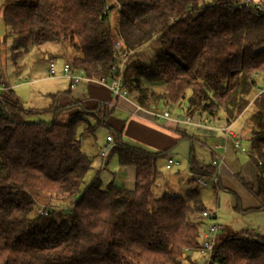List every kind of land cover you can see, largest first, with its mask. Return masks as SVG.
Here are the masks:
<instances>
[{
	"label": "trees",
	"instance_id": "1",
	"mask_svg": "<svg viewBox=\"0 0 264 264\" xmlns=\"http://www.w3.org/2000/svg\"><path fill=\"white\" fill-rule=\"evenodd\" d=\"M232 1L35 0L5 4L2 17L13 35V54L68 42L81 53L71 60L72 68L92 79L119 76L138 105L172 107L189 90L187 109L230 124L249 104L258 80L264 82V13L236 8ZM115 9L112 28L109 13ZM117 39L121 50H131L120 73L113 70ZM147 43L156 47L153 57L131 61ZM68 93L51 94L48 121L33 119L38 112L23 108L13 90L0 94V264H182L184 259L194 264L188 253L199 245L201 213L207 209L196 180L216 176L215 190L227 189L216 166L199 163L191 147L192 187L184 196L170 191L155 196L157 159L165 151L126 143L115 130L117 143L105 159L114 154L120 166L133 167L134 186L111 180L103 187L97 175L81 191L93 158L82 149L76 125L85 121L81 133L92 134L107 126L108 112L101 104L88 109L79 104L80 110L60 123L56 98ZM250 142L255 178L238 177L257 206L241 210L264 211V120ZM51 198L69 201L61 218L53 217L52 204H41L47 214L33 215L38 202ZM208 264H264V235L242 229L217 237Z\"/></svg>",
	"mask_w": 264,
	"mask_h": 264
},
{
	"label": "rangeland",
	"instance_id": "2",
	"mask_svg": "<svg viewBox=\"0 0 264 264\" xmlns=\"http://www.w3.org/2000/svg\"><path fill=\"white\" fill-rule=\"evenodd\" d=\"M18 2L30 4L34 3L35 0H0V76H2V78L6 80H16L19 76H21L20 78H25L21 81H29L32 78L49 76V64L48 60L45 58V54H49L51 58L56 59V69L58 64H61V67L66 63L70 64L73 57L81 55L80 52L74 51L68 42L64 41L46 42L39 46H32L28 50L20 52L18 55L13 54L10 48L13 35L10 28L4 23L2 10L5 4ZM108 3L115 4V0H108ZM117 19L118 10L115 9L109 13V23L112 28L116 27ZM155 52V45H153L152 43H147L138 48V51L134 53L136 55L132 58L131 61L137 58L140 60L149 61L153 57ZM47 83L48 81L44 80L41 82H36L33 85L28 84L20 87L18 89V92L22 102L24 104L26 103L25 101L31 102L33 104L32 106L45 108L50 101L49 98L46 97L45 94H43L45 84ZM258 85L259 88L264 87V82L259 79L257 86ZM189 93L190 91L187 90L185 93V98L180 102V104L167 108L172 112V115L178 114L179 112L181 118H184L186 114L192 113L193 115L194 111H198L195 109H187L186 98ZM255 93L256 90L252 89L249 93L248 99L251 100L252 97H254ZM262 95V98H256V100H252L250 102L253 105L242 116L236 117L237 119L234 122L235 125H232L231 128L233 131L236 132V130L239 131V129L244 128L245 130H247V135H249L252 130L258 129V123L264 120V91ZM156 108L158 111H162L165 107L163 105H160ZM198 114V112H195L194 118H196ZM213 117L218 118L217 116ZM32 118H40L42 120L52 119L50 115H47V112H45V110L41 114L38 113L37 116H34ZM216 121L217 120L211 122L216 123ZM222 124L224 125V123ZM86 125L87 124L85 121H79L76 125V135L78 137L80 136L82 149L93 158V162L92 168L88 170L84 176L83 183L80 186V190L82 191L88 184H90L97 175L99 176L103 187L109 181L114 180L116 184L131 189L134 186V173H132L131 175V172H129L130 170L123 167L121 168L118 164L116 155L112 154L108 157L107 165L105 167L101 165L102 153L100 154L99 150L101 148H104L106 149V151H108L112 147V142H106V136H112L113 133L107 126L99 125L92 134H82L81 132L86 127ZM197 128L202 129L203 127L197 126ZM205 129L207 128L204 127L203 130ZM195 138L198 140L192 142L191 146L193 147L195 158L199 163L208 164L212 161L213 158L212 153L209 152L212 147H210L209 150L207 149V151L206 148H204L200 143L201 137L195 135ZM213 140L214 139L203 141L208 145H212ZM241 143L247 151L251 148V142L249 138L247 139V137H244V139L241 140ZM189 147L190 145L185 143L182 149L179 147L177 149H169L168 151H165L163 154H161V156L157 159V168L160 171V176L157 178L153 187V194L155 196H160L165 191L174 192L178 195L184 196L189 187L192 186V184L190 183L192 173L190 172L188 167ZM218 151L220 150H217V153H219ZM230 151L231 150H229L228 152L230 153ZM222 153L223 152L220 151L219 154L221 155ZM232 153L233 152L231 151L230 158L228 155L227 157H224L225 165H227L228 167L227 170H229L230 168V171L235 174L234 177L236 181L240 183L239 185H241V187H243L248 198L240 196L237 191L227 190L223 188L215 190L213 182L211 180H205V184L198 185L202 202L207 208L216 211L218 221L223 226V229L218 233L217 237H223L228 233L236 232L242 229L254 230L257 233L264 235V211L241 210V207L246 204L248 199L251 200V196L253 195L242 184L239 177L236 176V172L238 171L237 165L240 164L236 160H240L241 162V160H245L244 157L246 156H243L245 154L239 152L235 155ZM171 156L178 162V164L172 165L170 168H166V160ZM177 170H179L178 173H176ZM78 196L79 193L74 198H77ZM237 197H239L241 205H238ZM59 199L51 198L50 201L43 200L41 202H38L33 211V215H37L38 207L41 206V204H52V208L54 210L52 214L53 217L56 219L61 218L64 215L63 213H61V209L64 208V210H66V207L69 206L70 203L69 201L61 202ZM65 214L68 215L67 213ZM188 254L190 256V260L193 261L194 264H208V253H201L199 250L195 249L189 251ZM182 264H189V261L187 259H184L182 261Z\"/></svg>",
	"mask_w": 264,
	"mask_h": 264
},
{
	"label": "crops",
	"instance_id": "3",
	"mask_svg": "<svg viewBox=\"0 0 264 264\" xmlns=\"http://www.w3.org/2000/svg\"><path fill=\"white\" fill-rule=\"evenodd\" d=\"M45 58L48 59L51 57L49 56V54H45ZM61 68H62L61 64H58L57 71L60 72ZM20 77L21 76L17 78L20 80L19 81L17 79L16 80L15 79L6 80L2 78V76H0V84H3L5 87L0 91V94L2 92H6L7 90L11 89L13 90V93L16 95V97L18 98L23 108L27 110H32L38 113H42L45 110V112H47V115H50L51 117H53L52 108L49 109L50 104L53 102V97L51 96V94L57 93V92L69 91L68 94H63L56 98V101H58V103L60 104V108H62V110L59 112V115L57 116V121L60 123L65 122L71 114L78 112L80 110L79 104H81L86 109L93 108L95 107L96 104H101L102 106H105L108 112V115L105 116V124L107 125V127L109 126L111 128L110 131L113 133L111 141H108L107 140L108 135L106 136V142L107 143L112 142V147L117 143V136H116L115 130L120 131V137L122 138L124 142L139 145L145 148L146 150H150V151H168L169 149H172V148L177 149L178 147L182 149L185 143L190 145L189 147V151H190L192 142H194L195 140L196 141L198 140L195 138V135L196 136L198 135L199 137H201V141H200L201 145L204 148H206V150L207 149L209 150L210 147H212V149L209 150V152L211 153H212L211 150L213 149L215 153H217V150H220L223 152L221 154L223 163L216 166L217 176L220 179L221 186L229 190H232V191H237V193L244 198L247 197V194L245 190L243 189V187H241V185H239L240 183L236 181L234 177L235 174L230 171V168L229 170H227L228 167L227 165H225L224 157H227L228 155L230 158L231 151L233 152L232 154L234 155L238 152L245 154L243 155V156H246L244 157L245 160L243 161L241 160V162L240 160L239 161L236 160L237 162L240 163L237 165L238 171L236 172V176L243 178L247 182L252 181L255 178V167L250 159V149H248V151L245 149L244 152L239 151L237 148L233 146L230 138L224 137L223 131L214 130L210 128L203 130L204 127L202 129H199L194 124L183 121L182 120L183 118H181L179 112L178 114L172 115V112L167 109L168 107H165L163 110H168L170 114L167 118H164L162 120L153 119L146 112H139L137 114H133L132 111L134 110V106L131 103L130 99L125 98V97L113 96L110 90L107 88V86L101 83H98L94 80H85V81L78 83L75 87L70 88L69 81L66 78L61 77V76L37 77V78H32L29 81H21V80H24L25 78H20ZM44 80L48 81V83L45 84V89L43 90V94H45L46 97H48L50 100L47 106L45 108L44 107L38 108L37 106L36 107L32 106L33 104L27 101L25 102L28 104L26 103L24 104L19 96L18 89L22 86H25L28 84L33 85L36 82H41ZM262 97L263 95L259 98H262ZM252 100L254 101L256 99L252 97L250 102ZM250 102L247 105V107L244 109V111L241 113V115L239 114L238 116H242L253 105ZM195 112L199 113L196 116V118H194ZM188 114L192 117V121L199 120L211 126L213 125L222 126L223 125L222 123H225L224 120L210 116L206 112L200 111V110L194 111L193 115L192 113H188ZM82 116L83 118H85V120L87 119L88 121L94 122L93 116L89 115L88 113H84L82 114ZM236 119H234L231 122V128H232V125L233 126L235 125L234 122ZM215 120H217L216 123L218 124L211 122ZM233 132L239 138L240 143H241V140L244 139V137L245 138L247 137V139L248 138L250 139L251 137V133L247 135L246 133L247 130H245L244 128L239 129V131L236 130V132L235 131ZM209 139H214L212 145H208L204 142ZM223 142H226L225 150L214 148V145H216V143H223ZM111 148L107 151L106 156L109 154ZM102 149L104 148H101L99 150L100 154L102 153ZM227 150L228 151L231 150L230 153ZM220 151L218 152L220 153ZM101 157H102L101 165L105 167L107 165L108 160L105 159L103 155H101ZM212 157H213V153H212ZM209 163H212V161ZM201 164L205 165L203 163ZM120 167L122 168V166ZM123 168H127L128 170H130L129 172H131L130 173L131 175L132 173H134L133 167L125 166ZM178 172L179 170L176 171V173ZM191 187L192 186H190L189 189ZM256 206H257V201L255 200L253 196H251V200L248 199L246 204L243 205L242 208L246 209V208H252Z\"/></svg>",
	"mask_w": 264,
	"mask_h": 264
},
{
	"label": "built area",
	"instance_id": "4",
	"mask_svg": "<svg viewBox=\"0 0 264 264\" xmlns=\"http://www.w3.org/2000/svg\"><path fill=\"white\" fill-rule=\"evenodd\" d=\"M231 5H233L236 8H247L253 12L258 13H264V4L259 3L256 0H233ZM122 46V40L117 39L113 43L114 51H113V58L118 61V68L116 65H114L113 70L120 73L123 69L124 62L127 59L128 55L131 53V50L123 51L121 50ZM48 64H49V76L56 77L61 76L66 78L69 81L70 88L75 87L78 83L85 81V80H94L98 83H101L110 90L111 94L115 97H125L130 99L131 103L134 106V110L132 111L133 114H137L139 112H146L149 114L153 119L156 120H162L164 118H167L169 116L168 110H162L158 111L155 106L145 108L140 105H138L136 102H134L131 98H129L127 91L122 87L121 79L120 77H113L110 80H107L104 77L98 78V79H92L88 78L84 75V73L79 69L72 68L69 64H64L61 68V71L58 72L56 69V59L54 58H48ZM5 88L3 84H0V91ZM256 93L254 95V98H259L262 96V93L264 91V87L259 88V86L255 87ZM183 121L187 123H192L195 126L199 127H205L210 128L214 130H220L223 131L225 138H230L232 141V144L235 148H237L239 151L244 152L245 148L241 145L239 138L234 134V132L231 129V123L226 124L224 123L223 126H211L207 123H203L201 121H192V117L187 114L183 119ZM107 140L111 141L112 136L108 135ZM215 149H222L225 150L226 148V142L223 143H217L214 145ZM213 153V159H212V165L217 166L219 164L223 163L222 156L215 153L214 149L211 150ZM107 154L106 149H103L102 155L105 157ZM178 162L174 160L172 157L168 158L165 163L166 168H170L172 165H177ZM205 180H211L213 184H216V176L206 177V176H199L197 177V183L198 184H205ZM48 207L45 206H39L38 207V213L39 214H47ZM202 220L204 221L203 229L201 232V238L199 245L197 247V250H199L201 253H208L209 258L211 255V252L213 250L215 241L217 239L218 233L223 229V226L218 221V216L216 211L213 209H204L201 213Z\"/></svg>",
	"mask_w": 264,
	"mask_h": 264
}]
</instances>
